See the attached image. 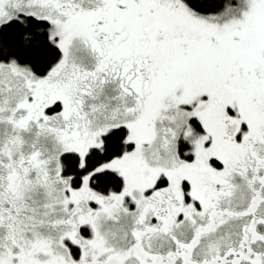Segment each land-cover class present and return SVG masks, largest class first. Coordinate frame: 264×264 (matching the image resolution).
Listing matches in <instances>:
<instances>
[{
    "label": "snow or ice",
    "instance_id": "snow-or-ice-1",
    "mask_svg": "<svg viewBox=\"0 0 264 264\" xmlns=\"http://www.w3.org/2000/svg\"><path fill=\"white\" fill-rule=\"evenodd\" d=\"M0 264H264V0H0Z\"/></svg>",
    "mask_w": 264,
    "mask_h": 264
}]
</instances>
